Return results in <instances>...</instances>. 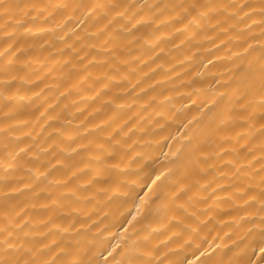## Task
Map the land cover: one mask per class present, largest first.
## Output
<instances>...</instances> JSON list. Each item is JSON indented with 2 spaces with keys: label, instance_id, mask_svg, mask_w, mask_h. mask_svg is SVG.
Here are the masks:
<instances>
[{
  "label": "snow or ice",
  "instance_id": "6c2138e0",
  "mask_svg": "<svg viewBox=\"0 0 264 264\" xmlns=\"http://www.w3.org/2000/svg\"><path fill=\"white\" fill-rule=\"evenodd\" d=\"M0 19L14 24L16 29L25 33L31 32L33 27L38 34H54L57 31L63 33L59 37L60 42L76 56L73 68L79 64L84 72L93 66H99L119 74L130 63H146L143 57H136L132 61L120 59L118 53H127L129 56L132 54V48L128 44L122 46L125 37L131 38L129 44L143 42V46L149 47L153 53L150 57L153 63L164 52L160 43L165 37L176 34L186 37L180 44H175L174 48H179L186 41H197L200 37L198 43L206 40L217 49L223 46L228 50L227 59L233 65L228 71L233 76L230 81H224V86L227 87L230 83L237 85L231 92L223 93L215 92L209 85L215 98L204 101L197 108L199 117L193 116L186 123H179L178 128L184 131L178 137L170 138L178 139L180 146L172 151L173 146L169 145V152L162 153V167L147 171L144 166L133 169L131 166L143 158L139 154L129 156L128 164L124 168H121V163H109L117 158V153L109 152V147L114 149L131 139L129 133L132 128L129 124L135 127V123L129 117L118 123L112 132L94 146L89 141L77 144L70 151L61 149V155L96 152L86 163L81 159L83 168L77 163H66L63 159H57L56 153H53L56 163L53 164L51 160L47 162L48 170L40 172L39 169L29 167L27 170L33 173V178L37 181L41 177L48 180L49 170H55L58 166L65 169L64 179L50 180L47 187L26 182L24 176L12 175L39 157L32 155V145H25L23 148L17 145L16 150L10 143L14 138V125L7 122L15 119V113L5 109H9L16 97L5 96L4 104L0 106V115L4 121V125L0 126V135L5 137V163L0 164V170L3 171L0 184L7 191L3 192V202L0 203V264H264V0H154L151 3L148 0L143 3L131 0H42L39 3L35 0H0ZM49 24L51 27H42ZM257 27L260 29L258 36L253 32ZM145 29L151 31H142ZM163 29L171 31L163 32ZM15 36L16 32L7 34L8 39ZM66 38H71L72 43H67ZM249 41H254L255 47ZM18 44L19 40H16L8 49L0 52V57L6 58L11 49L13 57L11 60L5 59L0 67V75H9V70L19 58L18 54L25 53L26 49L16 46ZM234 44L239 46V51L232 50ZM94 52L100 59H97ZM211 63L209 60V64ZM160 67L163 65L158 64L157 68ZM152 71L155 72V69ZM135 72L136 69L131 70V74ZM146 77L147 73L132 84V90L140 88L141 93L147 94L165 82L157 81L155 85L141 87ZM84 79L87 80L88 77ZM121 79L128 80V77L123 76ZM15 80L16 77L12 76L2 81L6 90ZM115 80L116 76L111 75L110 71H104L101 77H96V82L103 83V88L109 91L113 86L119 87L114 83ZM216 83L220 84L221 81L217 80ZM34 95L39 98V93ZM101 95L102 92H97L93 99ZM139 95L140 93L136 94ZM156 100V96L150 97L144 111L151 108ZM115 102V99H110L106 103ZM132 103H136V98H133ZM192 103L196 106L195 101ZM128 107L131 109V105ZM46 111L41 112L36 119L44 117ZM204 116L208 117V123L205 128H201ZM136 117L139 119L140 115L136 114ZM18 123L27 126L29 121ZM112 123H116V120L103 122V128L96 125L95 129L104 131ZM237 125L243 127L242 133L236 132L235 136L221 135ZM56 131L59 135L64 134L62 129ZM27 135L31 136V133ZM117 135L120 139H117ZM213 137L222 143L235 142L238 145V148L230 150L237 159L228 162L234 171L231 173L232 183L228 185L233 191L228 192L227 200L236 205L237 211L243 212L242 216L234 218V222L238 219L240 225L251 226L244 229L243 237L232 241L233 247L229 250L231 256L227 260L221 246L212 248L207 237L203 235L213 218L201 220V215L212 211V205L208 202H219L216 192L227 191L221 185L213 188L215 179L201 185V179L198 178L207 173L201 161L206 163L211 154L203 151V148L212 142ZM68 139L73 141L71 136ZM241 140H245V143L240 144ZM250 143L258 144L259 158L248 147ZM220 150L225 154L229 151L222 147ZM241 152L245 153V160L249 156L253 157L259 168L254 167L253 160H248L247 164L241 163ZM22 156L26 158L24 163H15ZM123 159L124 157H120L121 162ZM86 171L93 173L85 181L86 185L94 189L97 195L106 197L107 204L119 200L121 207L131 205L127 215L122 214L113 222L112 226L117 227L118 231L112 232L108 226L100 229L92 219L98 213L84 211L70 199L74 198L79 202L77 191L80 185L73 182L82 179ZM225 175L227 174L222 173L221 178ZM97 183L106 187L96 188ZM196 188L211 191L207 196L198 199L189 195ZM25 191L33 193L34 196H39L41 192L48 193V202L39 205L49 213L45 218L36 219L31 215V211L37 208L35 203L21 205L12 201V194H23ZM198 204L207 207L201 211ZM153 209L170 213L166 215L167 224L163 226L167 238L156 244L151 242L156 230L151 229L150 225L139 229L136 227L146 220L147 213ZM129 216L131 219H128ZM104 219H108L107 213ZM144 231L149 234L142 236L141 232ZM104 233L108 235L105 236ZM173 244L175 247H170ZM189 256L193 259H188Z\"/></svg>",
  "mask_w": 264,
  "mask_h": 264
},
{
  "label": "bare ground",
  "instance_id": "6f19581e",
  "mask_svg": "<svg viewBox=\"0 0 264 264\" xmlns=\"http://www.w3.org/2000/svg\"><path fill=\"white\" fill-rule=\"evenodd\" d=\"M35 2L39 3L42 0H35ZM43 2H47V0H43ZM131 2L143 3L144 0H131ZM148 2L151 3L154 0H148ZM161 2H169V0H161ZM42 27L48 28L51 25H42ZM93 30L90 29V31ZM142 31L148 32L151 30L145 29ZM162 31L170 32L171 30L163 29ZM259 31V27L253 29L257 36ZM12 32H16V36L8 39L7 34ZM157 35H160V33ZM61 36H63V33L59 31L47 35L38 34L35 27L32 28L31 32L25 33L23 30L16 29L14 24L8 23L5 19H0V52L8 49L9 45L14 44L16 40H19V44L16 46L26 49L25 53L18 54L19 58L15 60L9 70V75H0V106H3L5 96L16 97L10 104L9 109H5V111L15 113V119L7 122L14 125V138L10 143L14 149L17 145L19 148L32 145V155L39 157V159H33L30 164H27L18 172L12 173V175L24 176L26 182L37 183L40 187H47L50 180L64 179L65 169L58 166L55 170H49L48 180L41 177L37 181L33 178V173L27 170L29 167L39 169L40 172L48 170L47 162L51 160L55 164L56 160L53 159V153H56L57 159H63L66 163H77L83 168L84 164L80 163L81 159L86 163L90 156L97 154L96 152H80L76 155L64 153L61 155V149H69L70 151L71 148H76L77 144H85L89 141H92L94 146L96 142L112 132L118 123L127 120L129 117H132L135 123V127L129 124V127L132 128V132L129 133L131 139L126 144L117 146L114 149L109 147V152L115 151L117 153V158L109 161V163H121V168H124L128 164L129 156L139 154L143 158L138 159L131 166L133 169L144 166L147 171L162 167L164 161L162 153L169 152V145L173 146L172 151L180 146L178 139L170 138L178 137L179 133L184 131V129L178 128L179 123L181 121L186 123L193 116L199 117L200 113L197 108L202 106L204 101L215 98L214 92L209 90V85L212 86L215 92L220 93L231 92L232 88L237 87L235 83H230L227 87L224 86V81H230L233 76V73L228 71V69L233 68V65L227 59L228 50L223 46L217 49L206 40L198 43L200 37L197 38V41H186L179 48L173 46L180 44L182 40H186L185 36L176 34L175 36L165 37L160 43V47L164 49V52L155 63L150 59L153 53L149 47L143 46V42L137 45L129 44L128 41L131 38L125 37L122 40V46L128 44L132 48V54L129 56L127 53H118L120 59L132 61L136 57H143L146 63H130L128 68H122L120 73L116 74L99 66H93L87 72H84L79 64H76V67L73 68V64L76 63V56L64 43L60 42L59 37ZM66 40L67 43H72L71 38H66ZM46 41H50V43H46ZM249 42L253 43L255 47L254 41ZM216 44H219V41H216ZM197 48H199V51H197ZM232 50L239 51L240 49L238 45L234 44ZM93 54L97 55V59H100L97 53L94 52ZM218 57L220 59H217ZM5 59H13L11 49H9V55L6 58L0 57V67L3 66ZM69 60L72 63L66 64L65 62ZM209 60L212 61L211 64H209ZM158 64H162L163 67L157 68ZM132 69H136L135 74H131ZM152 69H155V72ZM104 71H110L111 75L116 76L114 83L118 84L119 87L113 86L109 91L103 88V83L96 82V77H101ZM145 73H147V77L141 87L147 88L148 85H155L157 81L163 80L165 82L147 94L141 93L140 88L133 91L132 84L144 77ZM235 75L239 76V73ZM12 76L16 77V80L6 90V86L2 81L10 79ZM86 76L88 77L87 80L84 79ZM123 76H127L128 80H122L121 77ZM217 80H220L221 83L217 84ZM97 92H102V95L93 99ZM161 92H163V95H161ZM35 93H39V98L34 95ZM137 93H140V95L136 96ZM117 94L119 95L117 96ZM152 96L157 97L156 102L152 104L151 108L144 111ZM165 97H169V99L166 100ZM133 98H136L135 104L132 103ZM110 99H115V104L106 103ZM192 101H195L196 106H193ZM129 105H131V109H129ZM45 110H47L46 115L37 120L36 118ZM136 114L140 115L139 119H137ZM49 117L53 119H49ZM113 119L116 120V123H112L106 130L97 131L95 129L96 125H101L103 128V122H110ZM25 120L29 121L27 126L18 123V121ZM68 121L71 123H67ZM207 123L208 117L204 116L201 121V128H205ZM3 125V117L0 115V126ZM57 129H62L64 134H57ZM125 131L128 130L125 129ZM236 132L242 133L243 127L239 125L234 128L230 127L221 135L235 136ZM28 133H31V136L27 135ZM68 136H71L73 141H70ZM117 139H120L119 135H117ZM4 142L5 137L0 135V164L5 163L3 160ZM244 143L245 140L240 141V144ZM221 147L229 150L228 154L222 152ZM248 147L252 148L255 157L259 158L258 144L250 143ZM129 148H131V151H129ZM233 148H238L235 142L222 143V141L213 137L212 142L203 148V151L211 154L206 163L201 161V165L207 169V173L202 177H198L201 179V185L215 179L216 183L212 184L213 188L221 185L227 189V191L218 190L216 197L219 198V202L213 203L210 200L208 203L212 205V211L207 212L206 215H201V220L213 218L203 235L207 237L212 248H216L217 245L221 246L225 260L231 256L229 250L233 247L232 241L237 240V237H243L244 229L251 227L246 224L240 225L238 219L234 222V218L242 216L243 212L237 211L236 205L227 200L228 192L233 191V189L228 188V185L232 183L231 173L234 171L228 162L237 159L231 154L230 150ZM244 156V152L239 154L240 162L243 164H247L248 160H253L251 156L248 157V160H245L243 159ZM120 157H124L123 162H121ZM25 159L22 156L15 163H24ZM253 165L255 168H259V164L255 160H253ZM168 166L173 167V165ZM222 173L227 175L221 178ZM2 175L3 171L0 170V176ZM90 175H93V173H87L86 171V175L82 179L73 182L80 185L77 191L79 202L77 203L74 198L70 199H73V203L84 211L98 213V215H93L92 219L97 222L100 229L108 226L111 227L112 232H116L118 228L112 226L113 222L118 220L122 214L127 215L131 205L121 207V201L119 200L107 204L106 197L97 195L94 189L86 185L85 181ZM95 187L102 188L106 185L97 183ZM4 191H7V189L0 184V203L3 202ZM57 191H63V189H57ZM210 191L211 189L202 191L200 188H196L189 195H194L199 199L207 196ZM11 199L13 202L21 203V205L23 203H35L37 208L31 211V215L36 219H43L49 214L39 207V205L48 202L47 192H41L39 196H34L33 193L25 191L23 194H12ZM197 207L204 211L207 205L198 204ZM132 211L134 212V209ZM105 213L108 214L106 220L104 219ZM166 215H170V213H165L162 209L159 211L153 209L147 213L146 220L142 224L136 225V227L139 229L145 225H150L151 229L156 230L152 235L151 242L153 244L162 242L167 238L164 235L165 229L163 227L167 224ZM128 219H131V217L129 216ZM148 234V231L141 232L142 236ZM217 234H219L218 238ZM104 235L107 236L108 233H104ZM170 247H175V244L170 245ZM188 259H193V257L189 256Z\"/></svg>",
  "mask_w": 264,
  "mask_h": 264
}]
</instances>
